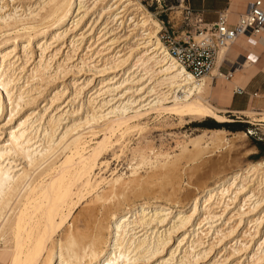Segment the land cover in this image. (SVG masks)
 I'll return each instance as SVG.
<instances>
[{
  "label": "bare ground",
  "instance_id": "6f19581e",
  "mask_svg": "<svg viewBox=\"0 0 264 264\" xmlns=\"http://www.w3.org/2000/svg\"><path fill=\"white\" fill-rule=\"evenodd\" d=\"M154 16L138 0H0V264H264V161L181 203V160L234 137L171 133L170 153L146 136L152 115L229 121L236 88L218 67L230 48L197 85ZM133 133L136 162L110 170L101 156Z\"/></svg>",
  "mask_w": 264,
  "mask_h": 264
},
{
  "label": "rangeland",
  "instance_id": "374dc122",
  "mask_svg": "<svg viewBox=\"0 0 264 264\" xmlns=\"http://www.w3.org/2000/svg\"><path fill=\"white\" fill-rule=\"evenodd\" d=\"M138 1H140V3L152 14L158 13L161 11V8L156 3V0H152L153 1L152 3H151V0H138ZM150 4H152L151 7H149ZM158 16H160L159 18H161V19L168 18L169 20H171V25L173 26V31L175 33V36H180L181 30L178 28L179 27L178 26L179 13H175V14L172 13L171 14L170 12H167L164 14H160ZM217 80L218 79L214 80V82H213L214 85L218 84ZM216 81H217V83H216ZM224 116L229 121H215L213 119L207 118L204 120L191 122L194 120L190 119L189 117H185L184 118L185 122L186 123L191 122V123L186 124V125L183 124V127H181V126L179 127L177 125L179 121L175 118H168L167 119V125L166 124L165 125L164 124L158 125L159 121L156 119H153L154 115L147 116L145 118L144 121L147 120L148 127L150 128V130L148 131L146 136L154 139V144H155V147L157 149L160 148V146H162L163 148L165 147V149L167 151H170V153L172 152V150H173L172 148H174L175 144H174L173 136H170L169 134L174 133L175 135H183L185 133V134H188L190 136H196L205 130L223 128V127H221V128H208L206 126H201L203 123H207V122L209 123L210 120L214 121V122H218L219 124L229 125L227 128H223V129H225L228 132L227 133L228 138L231 139L232 137H234V139H231L229 141L230 145L227 144L229 147L225 146L223 148V150L222 149H220V150L212 149V150H210V152L208 149V152L210 154L208 153V154L204 155L203 158L197 160L196 162H189L186 160V158L185 159L183 158L181 160V162H182L181 168L183 167L182 170L184 169L182 172V178L183 179H182L181 187L184 190H181L180 196H178V198H177L178 202H181V203H184L185 201L188 202V200L193 195H196L198 193L199 189L201 188L202 184H204V183L205 184L207 183V185L212 184L218 177H220L226 173H232V172H236L239 169H244L246 167L247 163L264 161V155L263 154L261 155L260 150L257 147V143H264V140L258 141V140H256V138L249 136V135L242 137L240 134L243 132L246 134V129L248 128V125L245 123L246 121H250V122H258V121L256 119L255 120L246 119L242 116L241 122H234L235 118H231V117L229 118V117H227V114H225ZM228 129H230V130H228ZM235 137H237V138H235ZM94 139H95L94 137H92L90 135H86V140L87 141L91 140V142H89L90 145H92L94 143V141H95ZM124 140H125L124 141V147H123L124 153H120L121 157L119 155L116 157V156L112 155V151H108V153L106 152L100 158L101 161L109 162L110 170H113V169L123 170L130 163L136 162L133 155L131 154V152L128 149H131L134 146H136V143L138 141V136L133 133V134H130L129 137L127 136ZM164 144H165V146H164ZM117 150H118V148H115V152H117ZM174 153H175V150H174ZM184 160L186 163L183 162ZM205 165H210V167L208 169H206L205 171H202L201 168H204ZM98 167L99 166L97 165L95 172H98ZM200 170L202 171L203 175L200 174V176H199L198 174L201 172ZM105 173L109 174V171L107 170ZM189 176H190V178H188ZM188 179L190 182L188 181ZM189 183H191L192 185Z\"/></svg>",
  "mask_w": 264,
  "mask_h": 264
},
{
  "label": "built area",
  "instance_id": "2783aa9c",
  "mask_svg": "<svg viewBox=\"0 0 264 264\" xmlns=\"http://www.w3.org/2000/svg\"><path fill=\"white\" fill-rule=\"evenodd\" d=\"M156 3L161 8L160 12L153 13L160 25L159 42L166 54L183 68L197 85L200 79L210 74L214 68L217 53L221 48H232L240 37L258 38L264 33V0H253L244 12L237 15L234 22L226 11L219 14L212 24H206L201 14L194 12L186 0H156ZM167 12L179 13L180 36H175L171 20L159 18L158 15ZM125 22L124 19L122 23ZM225 77L229 78L228 75ZM177 94L182 97L187 93L180 91ZM246 135L258 141L264 140V131L256 127L247 128Z\"/></svg>",
  "mask_w": 264,
  "mask_h": 264
},
{
  "label": "crops",
  "instance_id": "0c3cea01",
  "mask_svg": "<svg viewBox=\"0 0 264 264\" xmlns=\"http://www.w3.org/2000/svg\"><path fill=\"white\" fill-rule=\"evenodd\" d=\"M186 1L194 12L201 14L206 24L214 23L218 15L226 11H228L232 22H234L237 15L244 12L248 5L253 2V0ZM234 45L226 51L225 59L219 64L218 71L223 76L228 75L227 81L233 87L235 86L234 89H237L233 91L229 105L226 106L228 111L227 117L235 118L234 122H241L242 116L238 115V113L246 111L249 108L264 112V33L258 38H242ZM240 48L245 50L246 54L245 51H240ZM247 57L253 61H251L252 64L249 67L244 68L243 65ZM215 79L217 78H213L212 83ZM245 123L249 129L256 127L264 131V122L246 121Z\"/></svg>",
  "mask_w": 264,
  "mask_h": 264
},
{
  "label": "trees",
  "instance_id": "16d2710c",
  "mask_svg": "<svg viewBox=\"0 0 264 264\" xmlns=\"http://www.w3.org/2000/svg\"><path fill=\"white\" fill-rule=\"evenodd\" d=\"M201 126H206L208 128H227L229 125L227 124H219L218 122H214V121H209V123H203ZM230 130V129H228ZM257 147L260 150L261 155H264V143H257Z\"/></svg>",
  "mask_w": 264,
  "mask_h": 264
}]
</instances>
